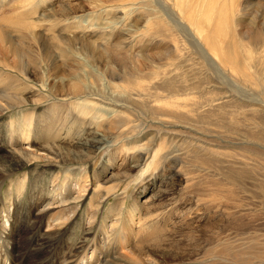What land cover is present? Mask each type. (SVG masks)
Wrapping results in <instances>:
<instances>
[{"label": "rangeland", "instance_id": "obj_1", "mask_svg": "<svg viewBox=\"0 0 264 264\" xmlns=\"http://www.w3.org/2000/svg\"><path fill=\"white\" fill-rule=\"evenodd\" d=\"M96 4L116 9L107 14L102 6L94 8ZM173 4L0 0V93L5 91L2 104L11 105L0 113V162L7 161L0 170V208L8 204V190L21 206L14 231L0 241V253L15 263L54 264L83 246L96 250L101 261L97 264L114 258L115 251L123 255L119 264H264V144L246 140L251 132L264 136V113L242 115L238 110L239 117L223 112L206 116V97L217 93L224 95L219 100L223 103H244L247 99L241 95L250 93L246 79L252 77L236 68L218 69L204 46L190 44ZM245 11L236 27L230 20L228 31L248 38L250 22L258 28L263 21L264 0L249 2ZM149 12L163 17L165 24L150 27ZM231 37L227 35L226 42ZM254 44L247 39L239 46L237 55L249 60L239 61L241 67L250 65L251 55L264 58L259 53L264 45L255 50ZM28 60L34 65L25 69ZM43 69L46 84L41 86ZM111 73L120 80H110ZM80 82L96 87L91 97L99 100L98 109H117L114 101L120 99L126 124L118 125L117 117H99L95 109L75 112L77 97L67 95ZM254 89L253 97L264 99L262 88ZM19 98L24 103H17ZM194 102H199L197 108ZM241 116L247 120L241 122ZM14 120L20 122L18 130L20 125L29 127L24 147H49L55 140L70 153L91 157L16 163L7 157ZM228 128L241 135L210 132ZM97 137L106 145H97ZM146 151L147 159L138 160ZM66 180L83 185L67 233L40 237L26 210L37 198L49 201L58 192L51 187ZM70 206L52 204L49 214L61 211L68 217Z\"/></svg>", "mask_w": 264, "mask_h": 264}, {"label": "bare ground", "instance_id": "obj_2", "mask_svg": "<svg viewBox=\"0 0 264 264\" xmlns=\"http://www.w3.org/2000/svg\"><path fill=\"white\" fill-rule=\"evenodd\" d=\"M169 1L171 2V0H169ZM252 1L253 0H197V1H194V0H174L173 7L176 10L175 12L177 13L179 19L181 20V22L179 20V22H177V23L180 26L183 23L182 24L183 25L182 30H183V32H184V30L186 31V33H187L186 37L190 38V39L188 38V40H190V42H189L190 44L195 43V45H196V43H197V45H196V46H198L197 49H201L204 46V52L206 54H209L215 60V62L218 65V69H220V70L221 69H225V70L228 69V70H231L232 72H234L235 68H236L239 72H242V74L244 76H247L248 75L247 73H249V75L252 77V80L246 79V81L248 83H250V85H249L250 93H248L244 96L241 95L242 97L247 99V100L243 99L245 101L244 103L237 104V102H233V101L225 102L224 100L223 101L225 103H223V102L219 101L224 96V95L223 96L221 95L222 93L220 95H217L218 94L217 93L216 95L218 97L216 95L210 96V99L208 97H206L207 99L203 97L204 99H206V101L210 102L207 105L208 108H206L207 109L206 111L209 112L206 115L207 117H210L212 114L221 113V112L226 113V114H232L234 116H236L235 114H237L239 117V113H237L238 110H240L239 112H242V115H244L243 112H247V113H250V112L254 113L255 112V113H258L259 115L260 114L262 115L264 113V99L261 97L256 98L257 96L253 97V93L255 94L254 88L256 86L262 88L260 90L261 92L259 91V94H261V95L264 94V65L259 64L260 62L264 61V58H259V57H256L255 55H251V56H249L251 59L250 65L247 68H244V67L240 66L239 61H245L246 62L249 60L246 57H242V56L239 57L237 55V51H238L239 46L242 47V45L244 43H246L247 39H250V41H253L255 43L254 44L255 50H258L261 44L264 45V18H263V15H260V17L263 19V21H261L260 26H258V28L254 25L255 21L252 20L250 22V24H251L250 26H252V32H250V37H248V38H246L245 36H238V34H236V30L231 32V33L228 31L230 28V20H232L231 25L236 27L238 24V20L244 18V16H245V14H246L245 9L248 6V3L252 2ZM96 6H98V7L102 6L104 8V12L107 14H111L116 9V7H113V6L109 7L107 5H98V4L93 5L94 8ZM120 6L124 7L123 5H120ZM171 7L172 6H170V8ZM161 17H162V15H161ZM247 19H248V17H247ZM228 20H229V22L227 23ZM149 21H151L150 27H153V25H155V27L158 28V27L165 24L164 23L165 20L163 17H162V19H157V17H153V14H150V12L148 15V19L146 20V23H148ZM169 27H170V25L168 26V23H166L165 28L168 29ZM156 28H155V30H156ZM258 30H261V31H258ZM179 34H180V31H179ZM230 34L235 37V40H233V38L230 36ZM175 35H177V34H175ZM227 35H228V38L231 37L229 43L226 42V36ZM1 48H0V50H1ZM2 50H4V49H2ZM58 50H60V49H58ZM70 51H71V49H70ZM63 52L64 51H62L61 53H63ZM253 52H255V51H253ZM61 53H60V55H61ZM259 53L263 56L264 55V49L260 50ZM22 56H23V53L18 58H22ZM53 57H54V59L56 58V56H53ZM189 59H190V56L188 57V60ZM52 64H54V61L52 62ZM25 65H26L25 66V69H26L29 66H33L34 63L28 60ZM47 66L48 65H46V67ZM260 69L262 70L261 75H259ZM45 75H46V71H45V69H43L42 70V76L38 77L39 81L41 82V86H44L46 84L45 80H43V77H45ZM109 79L110 80L111 79L120 80V75L117 73H115V74L111 73ZM208 79H210V78H208ZM207 83H211L210 80H209V82L207 80ZM213 84H214V82L211 85H213ZM217 84H221V83L217 82ZM215 85L216 84H214L213 86H215ZM70 88H71L70 92L73 94L67 95V97L70 96V97H68L69 99L77 97V98H75L76 100L72 104L75 112H78L79 114L89 113L92 109H95V110L99 111L98 112L99 117H102V116H104V117L106 116L107 118H110V117L116 118L117 117L118 118L117 122L119 123L118 125H120V123L126 124V122H124L125 120L123 119V115H122L123 112L120 110L124 107L123 104L120 103V99H115L116 101H114L115 106L118 107L117 109H114L113 107L109 108L107 106H104V107H101L98 109V107H99L98 101L99 100L91 97L94 95L96 87H92V86L89 87L88 84L83 85L80 82V83H74ZM80 91H82L81 94H79ZM164 91H166V93L170 92L169 89H167V90L165 89ZM4 92L5 91L3 90V92L0 93V113L2 111L6 110L7 108H9V106H11V105H3L2 104V101L5 97ZM20 99L21 98H19V102H17V103H24V101L20 100ZM198 103L194 102L195 108H197L196 105ZM255 103H258V104H255ZM216 108L218 110H216ZM231 108H233V109H231ZM253 113H250V114L254 115L255 113L254 114ZM240 118L242 119L241 122H243V121L245 122V120H247L246 118L244 119L243 116H241ZM158 120H159V122H163V121H161L162 120L161 118H158ZM126 121H128V120H126ZM19 124H20V122L19 121L16 122V120L11 121V123H10L11 131H10V135H9V143H10L11 147L9 149L8 156H7V157L14 158L16 163H20L21 160L23 161V163H36V162L39 163V162H45V160H49V159H52L53 161H55V163L59 162V161H62V163H63V162L76 161V160L80 159V157H83V159L91 157V155H89L86 152H83L81 155H79L77 153H70L71 151L68 149L65 150L64 149L65 147L60 146V145H56V143L53 142L55 140H53L51 142V145L49 147L40 145L39 147L33 148V146L30 144L29 145H30V147H32V149H29L30 147H24L23 146L24 140H26L27 138L24 139L23 137L25 136V133L30 132V130H29V127L25 126V125L24 126L20 125L19 127L21 128V130H18L16 127ZM254 125L261 128V126L263 124H261L260 122H255ZM256 130H258V128ZM234 131H236V132H233L232 129L228 128V130L225 129V132H221V131L218 132L217 130L210 131V132L215 133L216 135H218L219 133L224 134L227 132L230 134H224L225 136H228V135L229 136L230 135L236 136L235 134H237L239 131L237 132L236 129H234ZM12 132L13 133L20 132V134L14 136V135H12ZM121 134L123 135V132H120V136H121ZM239 135H241V133ZM246 140L256 141V142L264 144V136H262V135L259 136V135L253 134L252 132L249 134V136L246 137ZM95 141H96L95 143L97 145L98 144L104 145V143L106 145V143H107L106 140L103 139V137L102 138L97 137ZM103 141H105V142H103ZM89 144L90 143L86 144V146L88 147ZM89 148L90 147H88V149ZM213 151L217 152L216 150H213ZM148 154H149V151L144 152V155L139 154L138 160H141L142 158H144V161H145L148 157ZM5 158L6 157H3V159H5ZM167 160H168V158H167ZM6 162H7L6 160H3L0 162V170L2 167H6V165H5ZM206 165L209 166V163H206ZM231 179H233V178L231 177ZM3 180H4V176L2 175V172L0 171V186L3 182ZM23 181H26L25 177H24ZM82 188H83V185H81V183H79V181L76 180L73 183V185H71V182L69 180L68 181L66 180L65 182L63 181V183H61L55 187L54 186L51 187V189L58 190V192L56 195H52L49 198V201L47 199H44V198H40V199L37 198L33 204L30 203L29 208L26 210V218H27V220H29V222L32 225V228L35 230V232L38 233V236L44 237V238L45 237H51V238L54 237L55 238L56 236L61 235L62 232L64 234L66 232V230H68L67 227H69L68 226L69 218L72 217V215H74V212L76 211L75 208L78 206V202L82 198V194L80 192V190ZM19 192H21V191L20 190L17 191V195ZM7 195H8L7 196L8 204L3 203L2 207L0 208V214H1V212H3V216L0 219V229H1V234L3 236L2 237L0 236V241H1V239H6V238L9 239L12 231H14L15 217L19 216L18 213L21 210V206L18 205L19 203L16 200L11 199L12 192L8 190ZM52 204H57V206L58 205L59 206H63V205L67 206L70 204L71 209L69 210V216L65 217L64 214L61 213V211H60V213H57V214H54V213H53V215L49 214L50 213L49 212L50 206ZM13 207H15L16 210H14ZM61 209L64 210V207L63 208L61 207ZM93 215H95V214H93ZM8 243L10 244V241ZM70 245L73 247L71 249H75V247H76L75 243H72ZM81 247L83 248L81 251H76L75 253H72L71 255H68V256L64 255V256L60 257L59 259L55 260L54 264H97V263H101L100 257H97L95 249L90 250V248H88V247H85V248L83 246H81ZM115 254H116V256L114 258L111 257L108 261H104L103 264H119L120 262H118V261L121 260L123 255L120 254V252L118 253V251H115ZM14 261L15 260H12L11 257L0 253V264H17ZM127 263L137 264L138 262L134 263L132 260H129V261H127Z\"/></svg>", "mask_w": 264, "mask_h": 264}]
</instances>
